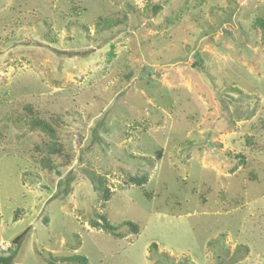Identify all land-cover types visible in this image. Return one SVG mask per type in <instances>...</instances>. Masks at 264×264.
Returning <instances> with one entry per match:
<instances>
[{"label":"rangeland","instance_id":"1","mask_svg":"<svg viewBox=\"0 0 264 264\" xmlns=\"http://www.w3.org/2000/svg\"><path fill=\"white\" fill-rule=\"evenodd\" d=\"M262 17L264 0H0V258L264 264Z\"/></svg>","mask_w":264,"mask_h":264},{"label":"trees","instance_id":"2","mask_svg":"<svg viewBox=\"0 0 264 264\" xmlns=\"http://www.w3.org/2000/svg\"><path fill=\"white\" fill-rule=\"evenodd\" d=\"M254 27L260 31L261 33V40L262 43H264V17L262 18H257L255 23H254ZM31 128L33 129H39L45 133H47L48 135L54 137L55 136V129L50 125V123H48L45 120L42 119H34L31 122ZM48 150H50L51 152H56L58 149L56 146H54V144L47 146ZM47 163H50V160L48 158ZM42 166H45V164L43 163ZM143 180H137V183L141 186V182ZM102 184L100 183L99 186H96L97 190L102 189ZM106 195L108 196L109 191L105 190ZM92 227H98V228H102L103 230H105L106 232H109L111 234H115L116 231L118 230L117 227H115L114 225H112L105 217H100L99 221L98 219L96 221L92 222ZM127 226H129V229L134 232L135 234L139 233V227L136 226L133 223L127 222L126 223ZM21 241V237L18 238L17 240H15V244H19ZM14 258V253H12L8 258H0V261L3 264H10L11 261ZM55 259V258H54ZM63 261H69V262H76L79 264H87V259L83 256H77V255H73L72 257H68V258H63Z\"/></svg>","mask_w":264,"mask_h":264}]
</instances>
